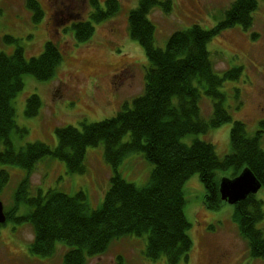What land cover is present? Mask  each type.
Listing matches in <instances>:
<instances>
[{
    "label": "trees",
    "instance_id": "1",
    "mask_svg": "<svg viewBox=\"0 0 264 264\" xmlns=\"http://www.w3.org/2000/svg\"><path fill=\"white\" fill-rule=\"evenodd\" d=\"M105 3V8H101L97 0H90L93 10L89 17L96 23L119 10L118 0H105ZM257 3L258 0H233L223 18L211 29L193 24L173 32L165 47L158 48L153 45L154 25L148 20V12L156 5L170 11V1L138 0L137 6L129 10L127 22L128 35L143 48L148 61L141 95L132 100L130 107L124 103L114 116L83 124L81 130L72 126L56 129L57 146L53 149L41 142L27 143L17 152L13 149L10 133L19 129L12 100L22 89L24 74L40 81L52 78L62 57L60 51L48 40L37 57L27 59L19 46L11 54L0 52V165H17L27 174L39 160L52 157L63 161L68 173H79L84 170L86 148L101 143L104 159L113 170L110 185L96 209L89 208L83 191L68 195L49 189L39 195V190L30 197L27 178L21 180L15 191V204L25 202L30 210L15 217L14 206L5 215L6 220L31 224L32 254L50 257L57 243H62L67 246L64 264H84L88 257L103 253L112 241L136 236L145 237L147 259L163 257L168 264H175L185 260L192 247L187 234L190 224L183 211V183L189 176L198 174L205 191L203 203L213 210L226 203L220 199L217 171H229L228 177H234L248 168L264 187L261 134L247 136L241 121L232 123L230 151L222 157L211 143L197 139L189 144L181 142L186 135L206 132L230 120L219 88L225 80H238L241 67L217 75L207 43L223 29L236 25L244 30L250 27ZM26 6L33 12L35 22L41 19L37 1L26 0ZM72 30L75 41L83 44L92 37L94 26L79 19L72 24ZM5 40L14 42L10 37ZM201 92L214 100L213 117L207 121L200 115ZM39 107L37 95L27 98V115L36 114ZM259 125L264 126V120ZM132 153H141L152 165L149 178L141 187L127 182L116 171L122 159ZM7 181L8 173L0 169V187ZM261 203L249 195L233 204V221L254 258H264V236L255 226L263 215ZM117 264H122L120 259Z\"/></svg>",
    "mask_w": 264,
    "mask_h": 264
},
{
    "label": "rangeland",
    "instance_id": "2",
    "mask_svg": "<svg viewBox=\"0 0 264 264\" xmlns=\"http://www.w3.org/2000/svg\"><path fill=\"white\" fill-rule=\"evenodd\" d=\"M35 1L42 11L37 22L26 0H0V52L11 54L19 46L29 59L37 57L50 40L62 56L52 78L40 81L30 74L22 76V89L12 100L19 130L10 133V140L16 152L32 142L45 143L53 149L57 146L56 129L72 126L81 130L83 124L114 116L124 103L130 107L144 89V72L148 66L143 48L128 35L127 14L137 6L138 0H118L119 10L98 23L89 17L93 10L90 0ZM97 1L99 7L105 8V0ZM169 1L170 11L156 5L147 16L154 25L153 45L158 48L165 47L173 32L193 24L211 29L223 18L233 0ZM79 19L94 26L92 37L83 44L75 41L72 30V24ZM6 37L14 42L6 41ZM207 50L217 75L241 67L238 80H225L219 88L224 95L222 105L231 118L206 132L186 135L181 142L189 144L197 139L211 143L216 154L222 157L230 151L232 123L239 120L247 136L261 134L259 146L264 150V126L259 125L264 120V1L258 0L250 27L244 30L236 25L221 30L208 41ZM33 94L38 96L40 107L36 114L27 115L26 101ZM213 101L201 92L198 105L205 121L213 117ZM83 165L81 172L68 173L63 161L44 157L26 174L17 165L1 164L0 169L8 173V181L0 187L4 212L14 206L12 216L29 212L25 202L15 204V191L24 177L30 197L36 196L39 190V195L49 189L68 195L83 191L89 208H98L113 174L104 159L101 143L86 148ZM151 169V163L141 153L130 154L116 167L124 180L138 187L145 185ZM222 176L228 177L229 171L216 172L217 178ZM204 193L198 174L184 181L183 211L190 224L187 234L192 247L187 258L175 264H264V258L249 254L246 240L233 221V205L223 203L218 209H208L203 203ZM254 197L262 202L263 215L255 226L264 236L263 186ZM33 239V228L27 221L6 220L0 224V264H64L66 245L57 243L50 257H42L30 252ZM144 249L145 237H121L112 241L103 253L88 257L84 264H117L118 259L122 264H168L163 257L147 259Z\"/></svg>",
    "mask_w": 264,
    "mask_h": 264
},
{
    "label": "water",
    "instance_id": "3",
    "mask_svg": "<svg viewBox=\"0 0 264 264\" xmlns=\"http://www.w3.org/2000/svg\"><path fill=\"white\" fill-rule=\"evenodd\" d=\"M261 184L248 168H243L236 176L219 178L218 191L220 199L233 205L243 201L249 195H255ZM3 205L0 202V224L5 222Z\"/></svg>",
    "mask_w": 264,
    "mask_h": 264
}]
</instances>
